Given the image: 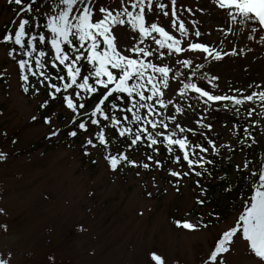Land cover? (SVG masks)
Here are the masks:
<instances>
[{"label":"snow or ice","instance_id":"6c2138e0","mask_svg":"<svg viewBox=\"0 0 264 264\" xmlns=\"http://www.w3.org/2000/svg\"><path fill=\"white\" fill-rule=\"evenodd\" d=\"M6 3L14 16L0 32V47L22 93L37 101L41 116L30 119H43L46 137L59 138L66 129L68 137L83 135V155L99 151L112 173L166 170L177 191L195 176L201 207L209 203L201 179L219 178L226 193H237L233 215L211 211L206 219L189 213L174 226L217 229L201 264H228L238 245L249 264H264V80L224 90L212 71L226 58L253 52L252 43L264 46V0H196L195 7L192 0ZM208 16L216 21L212 28L206 27ZM53 103L66 113L63 126L55 122L57 112L49 111ZM221 111L229 118L217 126ZM142 147L144 160L131 158ZM254 148L261 151L250 152ZM7 158L0 150V161ZM223 162L233 165L231 177L214 176ZM0 214H7L4 208ZM0 228L7 231V225ZM149 255L147 264H166L157 251ZM12 259L11 251L0 253V264ZM47 259L55 264L54 256Z\"/></svg>","mask_w":264,"mask_h":264},{"label":"rangeland","instance_id":"374dc122","mask_svg":"<svg viewBox=\"0 0 264 264\" xmlns=\"http://www.w3.org/2000/svg\"><path fill=\"white\" fill-rule=\"evenodd\" d=\"M13 16L6 0H0V32ZM204 21L208 28L216 23L211 16ZM250 46L254 51L247 56L226 58L212 69L221 78V89L264 80V46ZM5 69L0 77V150L8 158L0 161V208L7 214H0V225H7V231L0 228V253L11 251L12 264H50V255L55 264H147L149 250H155L166 264H201L217 229L188 231L173 223L189 213L199 215L195 176L181 181L177 191L173 178L167 175L166 181L158 171L112 173L99 151L93 150V163V158L85 160L79 143L53 145L43 121H31L37 101L22 93L16 69L0 47V73ZM228 118L221 111L216 125ZM229 207L224 217L233 215L237 201ZM206 208L214 211L213 204ZM227 259L228 264H249L243 245Z\"/></svg>","mask_w":264,"mask_h":264},{"label":"trees","instance_id":"16d2710c","mask_svg":"<svg viewBox=\"0 0 264 264\" xmlns=\"http://www.w3.org/2000/svg\"><path fill=\"white\" fill-rule=\"evenodd\" d=\"M3 31H4V28H3ZM41 98L43 99L44 97L41 96ZM56 107H57V110H58L56 112L58 114V120L60 121V126H63L66 123L67 116H66L65 111L61 109L59 103H53V105L51 106V108L49 109V111H54ZM36 115L37 116H41V113L39 111H37V114ZM219 118H220L219 120H221V121H222V119H224V117L221 118V115H219ZM41 120L43 121V119H40V120L35 121V122H40ZM240 123L243 124L244 121L241 119L240 120ZM66 131H67V129L65 130V133L61 135V139L60 138H52V139H48L47 138V139L53 145H57L62 140H65V141L70 142L72 144H73V142L79 143L80 146H81V141L84 138L83 135H81L79 137V139H74V138L68 137L66 135ZM39 145H41V144H39ZM113 150L115 151V146H114ZM144 151H145V149L142 147L139 151L130 153V156L133 159H136L135 158L136 156L141 157V158H139L138 161L144 160V155H143V152ZM250 152L258 153V152H260V150L258 148H254V149L250 150ZM91 156H85V160L87 158L88 159L89 158H93V160H94V157H91ZM160 158L162 160H164L165 159V156L162 155ZM169 165H170V161L166 164L165 167L167 168V167H169ZM232 168H233V165L230 164V163H228V162L217 163L216 171L214 172V176L219 177V176H221L223 174V172H227L229 174V177H231ZM127 169H131V167H129ZM135 169H138V171L139 170H143V169H139V168H135ZM124 170L121 171L122 174H125ZM143 171H146V173H148V174H149V172H156V171H158L159 174H161L162 178H164L165 180L167 178V179H169L168 181H170V177H167L166 170H153V171L143 170ZM163 173H165V174H163ZM196 179H198V178L195 177L194 180H196ZM205 181H206V184H205ZM201 183L205 187H207V189H208V192H207V200L209 201V203L207 204V206H210V204H213L214 211H216L217 213L224 215L226 212L229 211V208H230L229 206L233 205L237 201L235 199V197L237 195L236 191H233L230 194L229 193H226L223 190L224 187H225V182L221 181L219 178H217V179H207V178H203V179H201ZM199 193H200V190H199ZM199 208H200L199 213H204L205 216H206V219H207L208 218L207 217V214L209 212L208 209L206 207H201V206H199ZM205 209H206V212H205Z\"/></svg>","mask_w":264,"mask_h":264}]
</instances>
